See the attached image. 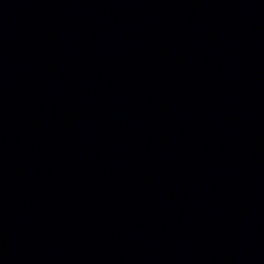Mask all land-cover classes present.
Here are the masks:
<instances>
[{
    "label": "water",
    "instance_id": "water-1",
    "mask_svg": "<svg viewBox=\"0 0 264 264\" xmlns=\"http://www.w3.org/2000/svg\"><path fill=\"white\" fill-rule=\"evenodd\" d=\"M0 264H264V0H0Z\"/></svg>",
    "mask_w": 264,
    "mask_h": 264
}]
</instances>
